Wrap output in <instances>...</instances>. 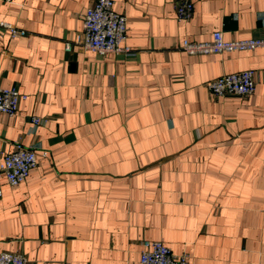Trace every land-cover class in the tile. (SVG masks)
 I'll use <instances>...</instances> for the list:
<instances>
[{"label": "crops", "instance_id": "1", "mask_svg": "<svg viewBox=\"0 0 264 264\" xmlns=\"http://www.w3.org/2000/svg\"><path fill=\"white\" fill-rule=\"evenodd\" d=\"M95 1L0 0V20L26 31L0 28V82L28 95L0 116V159L17 142L37 153L23 183L0 177V253L142 264L151 239L191 264H264V47L181 48L215 31L264 37V0H193L188 21L177 0H115L128 56L75 42ZM246 69L256 71L253 94L209 91Z\"/></svg>", "mask_w": 264, "mask_h": 264}, {"label": "built area", "instance_id": "2", "mask_svg": "<svg viewBox=\"0 0 264 264\" xmlns=\"http://www.w3.org/2000/svg\"><path fill=\"white\" fill-rule=\"evenodd\" d=\"M11 2L12 0H4ZM193 0H177V17L188 21L193 15ZM264 27V12L259 13ZM0 28L9 29L14 36L26 35V31L15 25L0 20ZM128 32V18L115 9V0H96L84 14L83 33L75 42L85 49L100 54L114 52L133 55L134 50L125 44ZM264 47V37H253L241 40H226L222 31H215L210 41H191L184 39L181 48L190 55L231 52L235 50H254ZM66 50L72 49V42L67 41ZM256 71L246 69L227 73L207 83L209 91L215 96H249L256 90ZM28 95L17 87H4L0 82V116H14L20 103L27 100ZM35 123L41 118L33 117ZM46 156V153H43ZM37 166V153L34 146L15 143L14 149L0 159V177L11 185L23 183L32 169ZM2 190L0 189V195ZM140 254L142 264H191L187 252L175 253L160 240L144 239ZM0 264H28L26 257L19 253L1 252Z\"/></svg>", "mask_w": 264, "mask_h": 264}]
</instances>
